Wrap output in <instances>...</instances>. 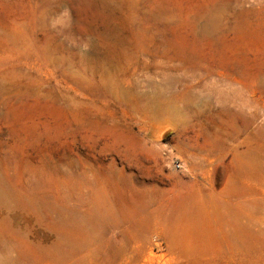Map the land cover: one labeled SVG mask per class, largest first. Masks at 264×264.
I'll list each match as a JSON object with an SVG mask.
<instances>
[{
    "label": "rangeland",
    "instance_id": "rangeland-1",
    "mask_svg": "<svg viewBox=\"0 0 264 264\" xmlns=\"http://www.w3.org/2000/svg\"><path fill=\"white\" fill-rule=\"evenodd\" d=\"M0 82V264H264V0H0Z\"/></svg>",
    "mask_w": 264,
    "mask_h": 264
},
{
    "label": "bare ground",
    "instance_id": "bare-ground-1",
    "mask_svg": "<svg viewBox=\"0 0 264 264\" xmlns=\"http://www.w3.org/2000/svg\"><path fill=\"white\" fill-rule=\"evenodd\" d=\"M63 2L62 1H58V2H55V3L49 4L48 8H46V9L43 8L44 9L42 11L43 15L49 17V15L58 12L64 6ZM90 2H92L93 4H95L98 7H101L103 4H105L107 2V0H90ZM106 8L107 7L102 8V9H106ZM44 18H46V17H44ZM54 34H56V33H54ZM89 35L91 36V38L87 39V40H88V43L90 45V50L86 51L85 53H81V52H79L78 48L75 47L74 50H70L69 49L68 51L71 54L77 55V58L79 59V61L81 63L86 64L87 68L90 69L89 71L92 74H95V75L98 74L99 75L100 79L96 81V85H98V88H100V90H104L106 93H111V94H114V95H117V96L121 95L126 100L130 99V97H127L124 94V92L121 91L116 86L117 83H115V79L118 77L117 73L119 71L120 66L114 64L109 58L104 56L101 53V51H100V45L102 46L104 43H107V41L110 40V38H113L114 39V44L117 47V50L121 52L125 48L126 38L123 37L120 34L119 35H117V34H109V33L103 32V31H99V30H95L94 32H92ZM1 36L3 38H6V39L7 38H11L15 42H18V40H19L18 39V35H14L11 32L2 33ZM50 39H51V37H50ZM59 39H60V37H59ZM58 43H60L59 40H58V42L56 41V44H58ZM52 45H54V44H52ZM53 48L54 49L51 51L52 53L56 52L55 51V47H53ZM63 52L64 51H62V53ZM1 85H2V83L0 82V86ZM133 107L136 110H145L146 112H150L152 114V116H155V118H158L159 120H162L160 118L161 117L164 118L163 115H166V114L170 115L171 118H173L175 120H179L181 118L183 119L184 114H185L183 112L184 110L182 108H180L177 104H172L171 102L168 103V104H164V105H160V104L157 105L156 103H153V102H150L149 100H147V101H142L141 103H136V104L133 105ZM8 201L18 202V201H22V198L18 197L16 194L12 193L11 191L5 189L3 187V185H2V183H0V207H2L3 205H6L8 203ZM84 221H85L84 219L83 220L81 219L80 220V224L82 225ZM78 226H80V225L78 224ZM84 233L85 232H83L82 234H84ZM84 235H82V236L85 237ZM73 239L74 238H72V236L70 234H68L67 231H66V233H63L62 235H59L57 237V240L55 241V243L53 242L54 243L53 252H56L57 249L61 250L62 248H65L66 246L70 245V243L73 242ZM76 239H78V238H76ZM46 254H48V253H46ZM52 259H53V257H52Z\"/></svg>",
    "mask_w": 264,
    "mask_h": 264
}]
</instances>
